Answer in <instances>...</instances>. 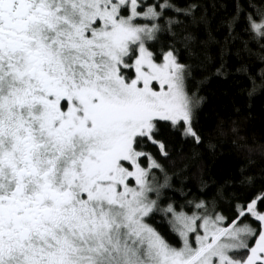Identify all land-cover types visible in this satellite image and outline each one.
<instances>
[{
  "label": "snow or ice",
  "instance_id": "snow-or-ice-1",
  "mask_svg": "<svg viewBox=\"0 0 264 264\" xmlns=\"http://www.w3.org/2000/svg\"><path fill=\"white\" fill-rule=\"evenodd\" d=\"M221 6L0 0V264H264V140L200 125L213 77L264 95V0Z\"/></svg>",
  "mask_w": 264,
  "mask_h": 264
},
{
  "label": "trees",
  "instance_id": "trees-1",
  "mask_svg": "<svg viewBox=\"0 0 264 264\" xmlns=\"http://www.w3.org/2000/svg\"><path fill=\"white\" fill-rule=\"evenodd\" d=\"M217 7L215 9L209 8V25L213 35L220 40L224 38V29L221 25V21L231 11L228 7H222L221 5H228L230 0H216ZM201 35L205 34V29L201 27L199 29ZM236 57L229 58V63L234 64ZM251 65L255 67L258 61L253 58L250 61ZM238 83L233 82V76L227 77H213L206 86L203 87L201 94L206 98L200 114V125L206 131L215 127L218 118L227 120L229 117L235 119L236 113L234 112L233 105L239 104L242 107V113L250 114L245 133L250 140L257 142L264 140V95H257L251 101H248L245 94H242L240 89L244 86V82L236 77ZM218 153H223L222 156H218L219 160L234 155L231 151L230 144H224L217 149Z\"/></svg>",
  "mask_w": 264,
  "mask_h": 264
}]
</instances>
